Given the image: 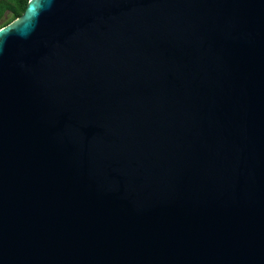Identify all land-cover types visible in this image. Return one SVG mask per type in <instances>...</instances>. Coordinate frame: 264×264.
<instances>
[{
    "label": "water",
    "instance_id": "95a60500",
    "mask_svg": "<svg viewBox=\"0 0 264 264\" xmlns=\"http://www.w3.org/2000/svg\"><path fill=\"white\" fill-rule=\"evenodd\" d=\"M0 264H264V0H28Z\"/></svg>",
    "mask_w": 264,
    "mask_h": 264
},
{
    "label": "trees",
    "instance_id": "16d2710c",
    "mask_svg": "<svg viewBox=\"0 0 264 264\" xmlns=\"http://www.w3.org/2000/svg\"><path fill=\"white\" fill-rule=\"evenodd\" d=\"M28 0H0V28L6 26L23 12Z\"/></svg>",
    "mask_w": 264,
    "mask_h": 264
}]
</instances>
